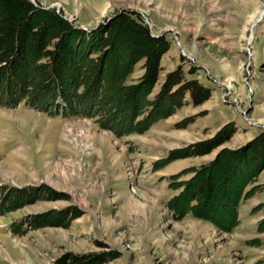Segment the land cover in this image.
I'll list each match as a JSON object with an SVG mask.
<instances>
[{"label":"rangeland","instance_id":"1","mask_svg":"<svg viewBox=\"0 0 264 264\" xmlns=\"http://www.w3.org/2000/svg\"><path fill=\"white\" fill-rule=\"evenodd\" d=\"M30 1L113 36L129 14L168 41L150 101L176 70L182 81L171 92L189 81L210 92L196 103L185 88L180 105L144 123L152 106L131 124L122 109L121 127L113 126L121 86L142 83L146 72L142 59L124 80L113 77L128 69L131 31L110 41L91 114L65 110L62 89L42 79L56 63L47 56L32 63L26 33L31 76L17 80L41 101L7 103L0 77V264H264V0H94L98 15H79L72 9L78 0ZM34 11L29 23L52 19ZM53 33L48 27L42 42ZM72 50L67 41L58 69L65 97L76 102L85 86L71 89L67 72L71 62L82 68L83 56ZM89 63L92 71L97 63ZM167 107L164 98L157 111ZM79 125L89 130L86 143L68 136Z\"/></svg>","mask_w":264,"mask_h":264},{"label":"trees","instance_id":"2","mask_svg":"<svg viewBox=\"0 0 264 264\" xmlns=\"http://www.w3.org/2000/svg\"><path fill=\"white\" fill-rule=\"evenodd\" d=\"M0 6L2 7L0 10V63H3V65L0 67V77L4 79L2 84L8 85L7 87L1 85V87L5 89L2 92L5 94L3 97L6 99L3 100L7 103H15L17 99L21 97L24 99L28 98V102L31 103H38L41 101V94L38 92H30L28 88L24 87L25 85L22 83L20 84V82L17 80V78H23L25 80L31 76L28 67L24 65L26 61L23 59L25 58L24 55L27 50H25L22 40L26 33L30 35V39L26 43V48L30 50V52L31 48L34 50V52H36L34 57L31 56L30 61L34 63L37 62V60L41 58L43 59L47 56L50 61L56 63V67L53 70L51 69L50 73H48V70L44 71L46 69L44 64H42L39 69L44 71V77L42 76V79L46 78L45 80H48L47 83H51L52 80H55L57 86L62 89L60 94L65 100L64 103H66L65 110L69 109L68 107L72 108L74 106H78L76 107L77 110L83 111L84 107H86V110L89 111L90 114L93 110L95 111L97 108L96 105H94L97 101L96 96L98 95V90H100V86L103 82L102 78L104 77L103 72L105 59L103 58L106 56L107 51L112 48V43L110 41L115 37V34L118 33L120 34V37H122V35H126L127 31H131L133 36L137 38L136 39L133 37V40H131L133 48H131L128 54V57H130L128 60L129 66L127 70L123 69L121 71L122 75H120V77L118 76L119 72L117 70H113V77L117 80L116 82H118L121 78L124 80L129 76V73L131 72L130 69L133 67V65L142 59H145L146 72L143 76L142 83L130 87L124 85L121 86V89H124L125 91L119 99L120 102H118L122 103V105H119L122 107L115 110V112L118 113L116 116L120 117L121 110L123 109V111H125L124 113L127 112L125 117H127L129 124H131L133 119L137 117L138 111L142 110L148 105L152 106L151 114H149L139 123H144L143 121L149 122L156 117L168 115L171 108L181 104V92L185 88H193L192 95L196 103L202 102L209 96L210 89L205 86L198 85L197 81L186 82L182 85L184 86L182 89L179 88L178 90L171 92L172 87L182 81L178 76V70H176L168 74L166 87L164 88L166 92L163 90L158 98L156 97L154 101L149 100V85H152L157 79L160 70V57L165 51L168 50L169 42L164 40V38L161 36H153L142 20H136L129 14L122 16L123 22H125L126 25H121L114 36L111 33L112 29L107 30L105 27L101 28V26H99L94 30V36L87 38V31L74 26L62 15L55 11L50 9H36L35 5L30 0H0ZM6 6L8 9L4 11L3 9H6ZM12 6L19 8L23 7V9L19 13V9ZM33 9L36 10L34 11L36 13L50 15L52 19L50 21L48 20L49 22L47 19L46 21L44 19L43 21L36 24L29 23V12L31 10L33 11ZM137 16L139 17L138 14ZM53 17H55L54 20ZM50 26L55 32L52 35L55 36H50L51 38H49L47 42H42V35H44L45 30ZM101 31H103L102 35ZM54 38L57 39L56 44L53 43L56 48L53 50H48L47 47ZM67 41L72 43V52L74 56L80 53L81 56H83L82 68L79 69L74 67V64L71 62V65L68 67L69 71L67 72L66 70L70 79L69 86L71 89H79V87L82 85L85 86L84 91H82L81 94H76V102H73L69 97H65L64 93L67 92L65 81H63L65 76L63 72L59 71L58 69L59 67L61 69L60 50L64 49ZM90 61L97 63L95 68L92 70L93 72L91 71L93 64L90 65ZM18 69L23 70L24 74L22 77L18 75ZM48 85H46V87ZM137 95H139L138 100ZM164 98L170 101L172 107H167L165 110L158 112L157 109L159 103L162 105V100ZM133 100H137V103H135ZM42 103L48 104L49 102L44 101ZM127 109H129V111ZM125 117L121 116L120 119L116 121V123H113V120H111L110 123L113 126L118 125L121 127V123ZM109 121L110 119L106 122ZM211 167L212 166H210V168ZM72 264H77V260L74 259Z\"/></svg>","mask_w":264,"mask_h":264},{"label":"crops","instance_id":"3","mask_svg":"<svg viewBox=\"0 0 264 264\" xmlns=\"http://www.w3.org/2000/svg\"><path fill=\"white\" fill-rule=\"evenodd\" d=\"M94 0H78V5H75L74 6V4H73V6L72 7H74V8H72L74 11H76L79 15H81V14H90L91 13V15H94V14H96V15H98V14H101L103 11H102V9H96L95 7H93V5L92 4H94ZM61 6H63L64 7V9H66V6H64L65 4H61V3H59ZM89 5V6H88ZM92 5V6H91ZM86 6H88L89 7V9H90V11H87V10H85V9H87V7ZM85 11H87V12H85ZM75 13V12H74ZM71 14H73V11L72 12H67V15H71ZM81 24H82V26H80V28H84L85 26H87V27H91L90 29H95V27H97V25L96 26H94V25H92L90 22L89 23H85L84 21H81ZM90 25H92V26H90ZM84 26V27H83ZM130 77H134V76H130ZM136 78L138 77V76H135Z\"/></svg>","mask_w":264,"mask_h":264},{"label":"bare ground","instance_id":"4","mask_svg":"<svg viewBox=\"0 0 264 264\" xmlns=\"http://www.w3.org/2000/svg\"><path fill=\"white\" fill-rule=\"evenodd\" d=\"M262 7L264 9V6H262ZM263 9L260 11V15L263 13ZM251 39H252V37H250V40ZM77 127L75 128L74 126H70V128L68 129V136L76 142L86 143V141L89 137V130H87L86 127H83L81 125H79Z\"/></svg>","mask_w":264,"mask_h":264},{"label":"water","instance_id":"5","mask_svg":"<svg viewBox=\"0 0 264 264\" xmlns=\"http://www.w3.org/2000/svg\"><path fill=\"white\" fill-rule=\"evenodd\" d=\"M153 36H155V37H159L160 35H159V34H158V35H157V34H153Z\"/></svg>","mask_w":264,"mask_h":264}]
</instances>
